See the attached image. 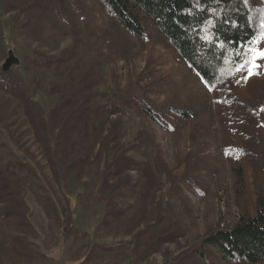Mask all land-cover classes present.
<instances>
[{"label":"rangeland","instance_id":"374dc122","mask_svg":"<svg viewBox=\"0 0 264 264\" xmlns=\"http://www.w3.org/2000/svg\"><path fill=\"white\" fill-rule=\"evenodd\" d=\"M146 26L102 0H0V264H249L198 246L256 216L264 126Z\"/></svg>","mask_w":264,"mask_h":264},{"label":"trees","instance_id":"16d2710c","mask_svg":"<svg viewBox=\"0 0 264 264\" xmlns=\"http://www.w3.org/2000/svg\"><path fill=\"white\" fill-rule=\"evenodd\" d=\"M102 1L133 36L146 37V24H152L208 89L205 81L211 84V91L219 92L223 102L235 104L251 123L264 126V88L251 100L231 94L232 73L244 58L237 53L245 52L249 42L264 31V0ZM178 114L191 119L188 111ZM258 208L254 218H243L234 229L209 233L200 242L198 252L209 248L231 261L264 264V194Z\"/></svg>","mask_w":264,"mask_h":264},{"label":"snow or ice","instance_id":"6c2138e0","mask_svg":"<svg viewBox=\"0 0 264 264\" xmlns=\"http://www.w3.org/2000/svg\"><path fill=\"white\" fill-rule=\"evenodd\" d=\"M245 3H247V0H245ZM262 28H264V22H262ZM261 43H264V31H262L256 39L249 42L246 46L247 50L245 52L237 53V55L243 56L244 58L237 66L236 71L243 72L244 69L247 68L248 77L260 74L259 69L264 67V65L260 63L261 61H264V47L259 46ZM221 46H223L222 43ZM245 79H247V77H245ZM205 83L209 86V90H212L211 84L208 81H205ZM262 111H264V109H262Z\"/></svg>","mask_w":264,"mask_h":264},{"label":"water","instance_id":"95a60500","mask_svg":"<svg viewBox=\"0 0 264 264\" xmlns=\"http://www.w3.org/2000/svg\"><path fill=\"white\" fill-rule=\"evenodd\" d=\"M17 62H18L17 59H15L13 56H11V57L6 61V63L4 64V66H3V71H4L5 73L8 72V71L11 69V67H12L13 65H15Z\"/></svg>","mask_w":264,"mask_h":264}]
</instances>
